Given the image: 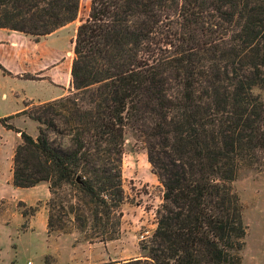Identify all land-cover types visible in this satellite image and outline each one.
Here are the masks:
<instances>
[{
    "label": "trees",
    "instance_id": "16d2710c",
    "mask_svg": "<svg viewBox=\"0 0 264 264\" xmlns=\"http://www.w3.org/2000/svg\"><path fill=\"white\" fill-rule=\"evenodd\" d=\"M78 8L0 0V29L46 36ZM72 44L73 93L22 113L37 136L0 119L20 137L12 185L47 184V233L116 239L134 129L161 204L144 258L108 264H241L247 228L231 183L244 169L264 172V0H90Z\"/></svg>",
    "mask_w": 264,
    "mask_h": 264
},
{
    "label": "rangeland",
    "instance_id": "374dc122",
    "mask_svg": "<svg viewBox=\"0 0 264 264\" xmlns=\"http://www.w3.org/2000/svg\"><path fill=\"white\" fill-rule=\"evenodd\" d=\"M89 4L90 0H79L75 20L54 31L56 33L50 40L46 37L48 35L34 38L19 33L22 41L18 47L24 54L18 68L26 72L28 78L34 79L41 71L50 69L57 72L54 67L62 62L57 69L59 72L56 73V80L65 90L64 96L73 93L70 79L72 41L77 26L88 14ZM54 40V43H50ZM60 56H63L62 60L55 63V59ZM254 93L259 92L254 90ZM2 111H5V108H2ZM30 125L32 124L26 125L25 128L29 130ZM36 126L38 127L37 123ZM15 138L14 133L4 132L0 128L1 159L8 157ZM50 138L57 140L59 136L51 134ZM146 142L137 130L128 129L125 133L121 158L123 216L115 240L103 243L89 242L76 231L66 235L48 234L38 213L45 211L47 219L45 203L48 199L32 206L26 205L39 196V189L5 190L3 194L6 201L0 211L4 230L0 264H108L143 259L145 253L140 250V245H149L156 228L155 212L162 197L161 184L153 174L147 159ZM58 143L60 141H57ZM231 187L242 205V221L247 228L244 246L238 252L241 264H264V172L244 169L231 183ZM28 207L36 208L33 216L38 213L34 223L35 230L32 232L28 231L30 219L33 217L29 216L31 211ZM22 211L28 214L24 218L20 215Z\"/></svg>",
    "mask_w": 264,
    "mask_h": 264
},
{
    "label": "crops",
    "instance_id": "0c3cea01",
    "mask_svg": "<svg viewBox=\"0 0 264 264\" xmlns=\"http://www.w3.org/2000/svg\"><path fill=\"white\" fill-rule=\"evenodd\" d=\"M55 33L56 32L46 36L47 39L50 40ZM20 35L21 34L17 32L0 29V119L9 118L6 122L8 125L25 132L32 138H35L37 135L36 123L28 119L22 113L32 105L43 104L65 95V90L60 86V82L56 80L58 79L56 73L59 72L57 69L62 64L60 61L63 56L55 59V63L60 62L58 66L54 67V70L57 72H52L53 70L50 69L45 72L41 71L39 76L34 77V79L28 78L26 76L27 73L22 72V70L18 68V65H20L23 59L22 55L24 54V52H21L18 47L20 41H22ZM55 41L56 40L53 42L50 41V43H54ZM2 108H5V111H2ZM29 124L32 125H30V129L27 130L25 126ZM0 128L1 130H4V132H10L16 135L8 157L5 159L0 158V211L4 207L6 201L3 194L5 190L16 191L39 189V196H36L32 203H26V205L32 206L37 202L40 203L46 201L49 197V192L47 184L45 183H40L28 189L15 188L12 185V157L16 145L20 143V137L18 133L5 129L1 124ZM38 213L41 215V221L45 228V211H39ZM37 214L30 219L28 225L29 232L35 230L34 223ZM3 240L4 230L0 221V248Z\"/></svg>",
    "mask_w": 264,
    "mask_h": 264
}]
</instances>
